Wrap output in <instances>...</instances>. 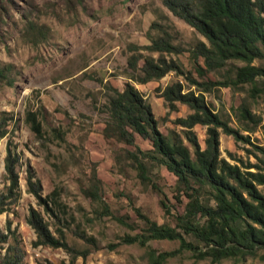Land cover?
I'll return each mask as SVG.
<instances>
[{
    "label": "rangeland",
    "instance_id": "obj_1",
    "mask_svg": "<svg viewBox=\"0 0 264 264\" xmlns=\"http://www.w3.org/2000/svg\"><path fill=\"white\" fill-rule=\"evenodd\" d=\"M2 3L5 6L0 15V67L8 65L9 79H0V122L4 115L7 125L6 134L0 137V194L7 193L10 184L5 156L11 140L17 159L19 195L6 199L4 210L0 211V230L6 233L9 227L14 230L24 249L25 264H61L72 256L63 246L33 243L37 236L27 221L30 207L42 213L54 234L61 227L68 244L89 248L85 257L77 254L73 264H146L143 246L121 240L125 233L141 231L143 226L134 207L160 223L173 225L175 214L183 211L187 198L182 191L180 198L176 197L179 191L176 176L164 165L144 158L138 151L151 180L163 192L155 190L150 182H142L137 175L135 162L126 150L152 148L150 139L135 132V142L129 144L105 133L109 117L107 102L114 93L112 86L121 90L126 81L134 84L150 103L157 127L164 133L171 129L180 133L192 152L193 147L184 136L185 127L174 122L176 117L185 116L192 109L176 100L175 107L171 108L160 90L166 84L180 81L183 91L202 92L212 111L243 135L237 137L219 126L220 155L242 167L248 162L264 165L260 148L264 146V76L256 77L257 91L251 89L250 83H216L207 90L201 89L188 74L200 81L228 79L234 71L227 69L244 62L229 60L231 64L208 70L201 77L190 49L197 40H206L205 37L168 9L162 0H4ZM31 22L33 29L29 27ZM38 26L42 32L37 31ZM163 29L181 47L179 52L163 55L178 61L180 68L139 82L131 77L136 71L127 64L130 44L138 45L143 56L157 57L159 52L141 47ZM253 63L264 66V59L256 58ZM242 104L259 121L243 117ZM28 109L35 111L41 121V135L26 121ZM54 127L63 133V138ZM193 129L204 147L207 124L196 123ZM249 169L256 170V166ZM29 171L33 180H39L43 196L54 188L58 190L60 200L66 205L64 210L54 207L59 221L28 190ZM93 186L101 198L85 193L84 188ZM258 187L264 193V184ZM163 195L170 203L169 214L159 202ZM104 205L111 213H102ZM112 214L127 215L126 219L133 221L134 227L118 221ZM78 229L93 235L96 245L80 239L76 234ZM149 243L157 250L178 246L176 239L168 238L151 239ZM4 248H0V253ZM165 264H264V260L247 256L243 260L227 257L214 262L182 251Z\"/></svg>",
    "mask_w": 264,
    "mask_h": 264
},
{
    "label": "trees",
    "instance_id": "obj_2",
    "mask_svg": "<svg viewBox=\"0 0 264 264\" xmlns=\"http://www.w3.org/2000/svg\"><path fill=\"white\" fill-rule=\"evenodd\" d=\"M3 1L0 0V15L4 10L2 7L5 6ZM162 1L175 15L183 18L205 37L206 40H197L190 49V56L196 63L195 69L201 77L208 70H215L228 64L229 60L238 59L244 62L232 64V67L227 69L234 71L228 79L208 78L200 81L188 74L187 77L193 83L201 85V89L205 90L216 83L224 85L250 83L253 91L258 90L256 77L264 76V66L253 63V60L264 59V0ZM29 27L33 29L34 23L31 22ZM36 29L42 32L41 27L38 26ZM141 48L160 54L157 57L150 54L143 56L138 45L130 44L131 52L127 56V64L132 71H136L131 77L137 81L145 82L159 78L169 70H179L178 61L166 59L163 55L164 52L181 51L180 45L171 40L168 30L163 29ZM141 55L143 60L139 65ZM7 70L8 65L0 67V79H9ZM11 82L9 80V83ZM112 88L114 93L107 102L109 117L105 123V133L129 144L135 142V132L143 138L150 139L152 148L144 150L136 147L137 151L126 150L135 162L138 177L142 182H150L155 190L163 192L148 173L144 158H150L164 165L176 176L179 189L176 197L180 198L182 191L187 198L183 211L175 214L174 225L160 223L143 213L140 208L134 207L137 216L143 221V226L141 231L125 233L121 240L143 246L146 264H165L170 257L182 251L191 252L195 258H209L214 262L227 257L243 260L247 256H259L264 260V193L258 187V184H264V165L248 162L242 167L236 162H230L219 152V126L227 133H235L237 137L243 135L212 111L202 92L195 94L191 89L183 91L182 83L173 81L162 87L161 96L167 100L171 108L175 107L176 100L186 103L192 109L185 116L174 119L176 124L185 127L184 136L192 145V152L180 133L173 129L164 133L157 127V118L150 103L134 84L126 81L123 89L115 86ZM240 114L245 118L251 117L255 122L259 121V117H255L246 105L240 106ZM5 119L6 116L2 115L0 137L7 132ZM26 121L37 135L42 134V124L35 111L27 110ZM196 123L207 124L204 147L200 145L193 129ZM53 130L63 138V133L57 128L54 127ZM11 146L10 140L5 156L10 184L7 193L0 194V211L4 210L9 196L17 198L19 195L16 188L17 159ZM260 148L264 153V146ZM138 151L143 153L144 158L138 155ZM262 161L264 163V158ZM253 166H256V170L249 169ZM32 176L29 171L26 179L28 190L44 205L45 211L59 221L60 216L54 211V207L64 210L66 205L60 200L58 190L54 188L43 196L39 180H33ZM84 191L92 197L101 198L96 194L95 186L84 188ZM159 202L165 213L169 214L171 207L166 195L160 197ZM103 208V214L111 213L107 206ZM114 217L131 228L134 227L133 221L126 219L127 215L118 214ZM27 221L36 231L34 244L63 246L71 252V259L61 264H73L77 254L82 257L87 255L88 247L76 248L67 243L61 227H57V234H54L37 209L30 207ZM7 230L9 233L0 230V248L5 247L3 253H0V264H25L24 249L20 240L13 229L9 227ZM76 234L87 243L96 245L95 237L87 234L84 229H78ZM161 238L176 239L178 246L173 249L157 250L149 243L151 239ZM5 241H8L6 246L3 245Z\"/></svg>",
    "mask_w": 264,
    "mask_h": 264
}]
</instances>
